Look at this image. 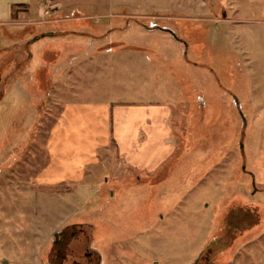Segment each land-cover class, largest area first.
Returning a JSON list of instances; mask_svg holds the SVG:
<instances>
[{
    "label": "rangeland",
    "instance_id": "1",
    "mask_svg": "<svg viewBox=\"0 0 264 264\" xmlns=\"http://www.w3.org/2000/svg\"><path fill=\"white\" fill-rule=\"evenodd\" d=\"M14 2L0 23V264H46L79 223L105 264H264V0ZM71 102L158 110L155 167L90 131L64 149L88 165L78 180H38Z\"/></svg>",
    "mask_w": 264,
    "mask_h": 264
},
{
    "label": "crops",
    "instance_id": "2",
    "mask_svg": "<svg viewBox=\"0 0 264 264\" xmlns=\"http://www.w3.org/2000/svg\"><path fill=\"white\" fill-rule=\"evenodd\" d=\"M25 2L28 3L29 0H22L21 3ZM15 4L14 0H0V23L9 22L11 20V7ZM43 65L44 66L41 68L45 69L48 67L47 64ZM50 66L52 71L54 65ZM37 70L39 69H35V71L32 72V75H35ZM12 71L14 73H12ZM19 73L20 71H17L16 68L8 72L11 76L13 74V81L14 79H17V81L20 79L21 73ZM18 76L19 79L16 78ZM12 78L7 82L4 80L6 88L12 82ZM51 85L54 86L53 83ZM8 89L9 88L5 89L4 97L7 96ZM10 92L11 95H13L11 90ZM128 106L129 107L124 103H121L110 109L107 105L93 104L91 102H71L67 104L63 108L62 116L55 124L49 139V154L51 157L49 165L42 171V176H40V178L37 177V179L44 180L43 178L45 177L48 179L47 182L50 181L54 183L57 181L59 174H66V178L78 180V177L75 176V171L79 173L81 169L88 165L81 166L82 163L76 162L74 160L75 158L69 159L70 153L67 154L66 158L64 156V153L66 152L64 149L71 150V156H73L74 153L77 154L75 150L77 151L78 148L85 147V140H82L87 138V133L90 131L97 132V137H99L101 133H104L106 141H108L113 134V139L118 146L120 155L126 158L129 165L141 169L154 168L155 166H149L151 158L154 157V154L157 156L160 150H162L163 154L164 149H166L163 145H159L157 141H155L156 137H153V141L151 140L153 131L155 132L156 130L153 117L158 110L151 107H141L140 109L139 106ZM109 112H111V116L109 115ZM161 112L166 113L168 111L162 109ZM92 117H95L94 121L93 119L91 120ZM108 118H110L109 121ZM164 121L165 116L162 118L163 127H161V129L166 133L168 128ZM81 133H84L85 135L81 136ZM141 134H143L144 137L140 138ZM162 136L163 135L158 138L161 139ZM105 145L106 143L101 146H95L89 151L90 155H88L87 163L90 164V166L101 164V151L105 148ZM83 154L84 153H81V156H83ZM86 173V171L83 172L82 170V175L84 176L80 179L86 180L85 177L89 176Z\"/></svg>",
    "mask_w": 264,
    "mask_h": 264
},
{
    "label": "flooded vegetation",
    "instance_id": "3",
    "mask_svg": "<svg viewBox=\"0 0 264 264\" xmlns=\"http://www.w3.org/2000/svg\"><path fill=\"white\" fill-rule=\"evenodd\" d=\"M51 36L49 35V38ZM54 49H48L45 53L55 55L57 50ZM54 58L57 62L60 56L56 54ZM52 63L49 61L46 64L49 67ZM92 232L93 226L90 224L79 223L66 226L54 235L53 248L49 251L46 264H105L102 254L93 245Z\"/></svg>",
    "mask_w": 264,
    "mask_h": 264
},
{
    "label": "water",
    "instance_id": "4",
    "mask_svg": "<svg viewBox=\"0 0 264 264\" xmlns=\"http://www.w3.org/2000/svg\"><path fill=\"white\" fill-rule=\"evenodd\" d=\"M163 30H165V31H167V32H169V33L174 35V32L172 30H170V29H163ZM241 148L243 149V144L241 145Z\"/></svg>",
    "mask_w": 264,
    "mask_h": 264
},
{
    "label": "trees",
    "instance_id": "5",
    "mask_svg": "<svg viewBox=\"0 0 264 264\" xmlns=\"http://www.w3.org/2000/svg\"><path fill=\"white\" fill-rule=\"evenodd\" d=\"M15 7H17V4H16V5H12V7H11V11H13V9H14Z\"/></svg>",
    "mask_w": 264,
    "mask_h": 264
}]
</instances>
